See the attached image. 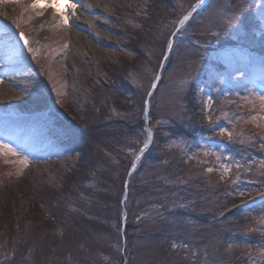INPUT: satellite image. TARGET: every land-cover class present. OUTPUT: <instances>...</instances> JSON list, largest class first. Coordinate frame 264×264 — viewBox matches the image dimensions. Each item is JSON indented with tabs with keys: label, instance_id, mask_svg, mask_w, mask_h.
Here are the masks:
<instances>
[{
	"label": "rangeland",
	"instance_id": "obj_1",
	"mask_svg": "<svg viewBox=\"0 0 264 264\" xmlns=\"http://www.w3.org/2000/svg\"><path fill=\"white\" fill-rule=\"evenodd\" d=\"M150 2L100 3L90 15L94 29L79 30L91 35L94 56L59 30L60 20L54 27L60 37L36 40L45 9L37 14L23 0L10 3L13 15L0 9L6 26H0V141L21 153L0 157V264H264V119L255 95L264 94V0L201 6L177 31L161 82L149 95L170 34L199 3ZM17 8L26 12L20 28L36 41L35 52L14 40L8 22ZM136 40L140 56L123 66ZM122 79L131 90L107 89L105 81L120 86ZM146 91L144 118L169 128L153 148L155 159L130 178L146 192L135 188L121 200L123 212L146 214L130 245L105 211L108 196L117 206L125 171L107 144L122 130L116 140L128 152L143 144L146 125L136 130L135 100ZM113 119L121 124L100 132V123ZM122 120L135 129L129 133ZM171 123L198 133L186 136ZM219 128H228L231 140ZM82 153L90 162L79 164ZM23 157L27 167L13 162ZM145 204L151 206L142 209ZM238 207L243 212L229 216ZM168 234L180 241L162 238Z\"/></svg>",
	"mask_w": 264,
	"mask_h": 264
},
{
	"label": "trees",
	"instance_id": "obj_2",
	"mask_svg": "<svg viewBox=\"0 0 264 264\" xmlns=\"http://www.w3.org/2000/svg\"><path fill=\"white\" fill-rule=\"evenodd\" d=\"M155 1L156 0H151L150 4L152 5V7H153V4L155 5ZM146 30L148 31L149 29H146ZM139 48H140V46L138 45V41L136 40L135 41V45L133 46V48L131 47L132 53H133V57L131 59H129V60H125L123 66H127V65L130 66V65H132V64L135 63L136 58L138 56H140V49ZM164 51H165V48H164ZM164 51L162 52L161 58L164 55ZM112 80L114 82H116V80H114V79H112ZM109 81L112 83V85H109L105 81V85H106L107 89L116 86V87L120 88L121 91H125V90L129 91V90H131L130 87L132 85H130L129 82L123 83V79H122V82H121L120 86L115 85L114 82H112L111 80H109ZM150 86H151V81L148 84V88H147L148 90H149V87ZM146 93H147V91L145 92V94H143V95L141 94L142 96H140V94H138L139 99H138V101L135 100L136 105L139 104V108H138V116H139V118L137 119V121H135V124L138 126V127H136V130L137 131H142V132L144 131V126H145V123H144V121H143L142 118H143V113H144V103H145ZM116 123L121 124V122L120 121H116V119H113V120L108 121V123L106 125H103V123H100V124H102V125H99L101 127V131L100 132L105 131L103 129L104 126L116 125ZM172 124L173 123H171V125ZM122 125L125 126L126 128L129 127V128H127V131H129V133H130L131 130H134L135 129L133 126L132 127L129 126L128 123L125 120H122ZM67 126L68 127H71V128L73 127L71 125H67ZM150 127H151V130L153 132L152 144H151L150 148L148 149V151L143 155L141 161L139 162V164H138L135 172L131 176V178L134 177V175L136 174V172L138 171V169L140 167H141V169L144 167V165L146 164V161L155 159L154 156H151V153L153 151V148L158 143L159 138L164 133H166L167 132V129L169 128V127L167 128V127H163L161 125H157V124L152 123V118H151ZM173 127H174V129H177V127L175 126V124H173ZM79 129L80 130L78 132H80L82 130L81 128H79ZM202 129L205 130L204 127ZM177 130H179L180 133H183L186 136L187 135L188 136L194 135V133L197 135V133H198V130L196 132L194 130H191L190 132H186L185 131L186 129H182V130L177 129ZM122 131H124V130H122ZM122 131H121V133H117L115 135V138H114L115 139V144L114 145L113 144H107L108 145V148H110V149L113 150V151L111 150L109 152V156H112L113 161L118 160V161H116V164H119V163L121 164L122 163L121 165H123L125 167L124 173L122 171L121 174H120L121 184H120V188H119V191H118L117 206L116 207L113 206V204H112L113 199L110 196H108V203L105 204V207L107 206L106 209H105V211L110 215V220L115 222V224H116L115 226L117 227V230H121V228H122V217L124 215V212H123V209H121L122 208L121 207V200H122V196H123V193H124V183H125V179H126L128 170H129V168H130V166L132 164V161H133V159L135 157V154L137 153V151L140 148V147H136L133 151L128 152L126 146L119 145V142L122 141V136H124V134L122 133ZM193 137L195 138V135ZM119 138H120V141L117 142V140ZM76 146L79 148V149H76L78 151L81 150L82 147H83L82 145H76ZM83 153H82L81 159L79 161V164H83L84 161L89 160V158L88 159H84ZM89 162H90V160H89ZM199 168L200 167H197L195 169L196 170H199ZM107 169H108V166L107 165H105V164L101 165L100 166V173L101 174H106L107 173ZM67 176L68 175H66L65 180L67 179ZM104 177H106V176H104ZM132 179L130 180L129 185H128V194L129 195L127 197V200L130 199V197L132 196V195L130 196V190H132V189H134V191H135V188H136L137 189L136 190L137 191V194H141V193H145L146 192V188L144 186H141V185H139L137 183L133 184L132 183L133 182ZM67 187H69V186L68 185H64V188H67ZM159 187L162 188L161 185ZM98 204H100L99 199H98V201H97V203L95 205H98ZM222 204H224V203H222ZM222 204H218V205L220 206ZM100 206H101V204H100ZM149 206H151V205L145 204L143 206L144 208H142V209H145V208H147ZM156 206H160V208H161L162 204H157ZM231 206H234L233 202L231 204H226L224 206L222 205L221 208H222L223 211L224 210L226 211L227 208L228 207H231ZM242 208L243 207H238V208H234L232 211H229V216H234L235 214H238V213L241 214L243 212V210H244ZM99 209H100L99 207L96 208V212H99ZM94 210L95 209H93V211ZM130 210L132 211L131 208H130ZM152 210H153V208H152ZM88 214H89V212H88ZM92 214H93V212H92ZM125 215H126L125 226H124V230H125V233H124L125 234V240H126L127 244L130 243V245H132L131 242H133L134 239H135V236H134L133 233H135L137 230L140 229L139 222H140L142 216H145L146 217V214L139 215V213H134V211L132 212V214H130V212L128 210L127 212L125 211ZM142 218H144V217H142ZM150 220H151V217H148L146 219V222H145L146 225H149ZM134 224H137V225L135 226ZM165 236H169L167 238V240L169 239V240H172L174 242H177V240L180 241V237H179L180 235L179 236L178 235L174 236L172 234H168V235H162V238H164ZM178 257H179V255H178ZM180 259H181V257H180ZM183 262L184 261H181V263H183Z\"/></svg>",
	"mask_w": 264,
	"mask_h": 264
},
{
	"label": "snow or ice",
	"instance_id": "obj_3",
	"mask_svg": "<svg viewBox=\"0 0 264 264\" xmlns=\"http://www.w3.org/2000/svg\"><path fill=\"white\" fill-rule=\"evenodd\" d=\"M22 0H0V4L2 3H15L20 4ZM200 4H203L205 0H198ZM46 8H52L54 11L55 16H58L60 18V27H71L73 26L70 23V14L75 15V9L77 8V4L73 2V0H32L30 9L33 12H36L37 14H42V10ZM190 19L189 16H185L181 21L180 24L183 25L186 21ZM16 24V28L19 29V23L14 21ZM43 27V26H41ZM16 42H22L23 47L27 49L28 52H35L36 49L33 48L31 45L36 43V41H29V39L26 37L23 31H19L15 34ZM65 47H67L65 45ZM168 50L171 51L172 48V42L168 43ZM2 82V81H0ZM151 87H155V81L153 82ZM256 98L260 104V107L262 109L261 118L264 119V94H255ZM248 99V98H246ZM213 98L208 97V104L210 105L212 103ZM210 111V109H209ZM209 119L211 117L209 116ZM255 119V118H254ZM157 123H160L159 121ZM219 134L220 135H227L229 140H231L233 133L228 128H219ZM148 140H151L153 137V134L149 131L147 132ZM148 140H145L143 148L140 149L141 157L143 154L148 150L150 147ZM20 157L21 153L17 151L16 148L11 147L9 144L0 141V157ZM141 157H138L141 158ZM218 159H222L221 156H217ZM228 159H231V157H228ZM14 163H18L23 167H27L29 165V160L27 157H23L22 159H18L17 161H13ZM236 167H242V165L236 164ZM223 167L224 172H230L231 168L228 165H221ZM208 172H212L213 168H208ZM262 232H264V229H262ZM262 256H264V252L261 253Z\"/></svg>",
	"mask_w": 264,
	"mask_h": 264
},
{
	"label": "bare ground",
	"instance_id": "obj_4",
	"mask_svg": "<svg viewBox=\"0 0 264 264\" xmlns=\"http://www.w3.org/2000/svg\"><path fill=\"white\" fill-rule=\"evenodd\" d=\"M109 0H73L77 4V8L75 9V15L70 14V23L73 25L71 27H60L59 30L62 32H66L69 34L72 38L76 39L78 44L81 47V50L89 51V54H92L94 56L95 54V46L94 42L92 40H88L91 35H86L85 30H93V26H91L90 21L92 20V17H90L91 13L94 11H97L99 9H102L103 6H101L100 3H107ZM24 5L26 8H30V2L32 0H23ZM10 3H3V6L5 8H1V10H8V14H12V6H10ZM24 14L19 11V17L17 18L16 22L23 23L24 20ZM1 14V11H0ZM15 15V14H14ZM2 20V19H1ZM60 18L58 16H55L54 11L52 8H46L44 10V16L39 22L40 28L35 31L34 37L36 40H39V42L47 41V43H50L54 39L60 37V31L56 30L54 27L59 23ZM95 22V21H94ZM38 26V27H39ZM43 26V27H41ZM83 30V31H79ZM99 32L97 30H94V34L96 36H99ZM122 230H124V226H122Z\"/></svg>",
	"mask_w": 264,
	"mask_h": 264
},
{
	"label": "water",
	"instance_id": "obj_5",
	"mask_svg": "<svg viewBox=\"0 0 264 264\" xmlns=\"http://www.w3.org/2000/svg\"><path fill=\"white\" fill-rule=\"evenodd\" d=\"M157 84H158V80H156L155 81V87L153 88H151V91L149 92V95L150 94H152L153 93V91L155 90V88H156V86H157ZM148 95V96H149ZM149 98V97H148ZM148 100V99H147ZM148 143L150 144V140H148ZM141 156V154L139 153L138 155H137V157L135 158V161H134V163H133V166H132V168L130 169V171H129V173H128V177H127V179H126V182H125V193H124V197H123V202H124V200L126 199V196H127V185H128V181H129V177H130V175L132 174V172L134 171V169H135V167H136V165H137V162H138V157H140Z\"/></svg>",
	"mask_w": 264,
	"mask_h": 264
}]
</instances>
